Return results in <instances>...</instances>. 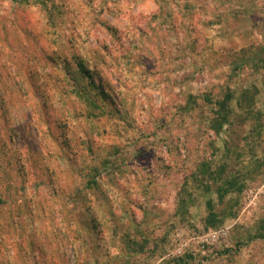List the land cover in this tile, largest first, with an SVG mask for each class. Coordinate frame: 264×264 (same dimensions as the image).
<instances>
[{
	"label": "rangeland",
	"instance_id": "obj_1",
	"mask_svg": "<svg viewBox=\"0 0 264 264\" xmlns=\"http://www.w3.org/2000/svg\"><path fill=\"white\" fill-rule=\"evenodd\" d=\"M0 264H264V0H0Z\"/></svg>",
	"mask_w": 264,
	"mask_h": 264
},
{
	"label": "built area",
	"instance_id": "obj_2",
	"mask_svg": "<svg viewBox=\"0 0 264 264\" xmlns=\"http://www.w3.org/2000/svg\"><path fill=\"white\" fill-rule=\"evenodd\" d=\"M227 231L225 229H219V230H209L207 233L203 234L201 236L202 241L201 242H206L209 243L210 240H215V238L218 237H223L225 236Z\"/></svg>",
	"mask_w": 264,
	"mask_h": 264
},
{
	"label": "trees",
	"instance_id": "obj_3",
	"mask_svg": "<svg viewBox=\"0 0 264 264\" xmlns=\"http://www.w3.org/2000/svg\"><path fill=\"white\" fill-rule=\"evenodd\" d=\"M226 100H227V101H230V99H229V95H228V96H226ZM226 116H228V115H223V119H225V118H226ZM223 119H222V120H223Z\"/></svg>",
	"mask_w": 264,
	"mask_h": 264
}]
</instances>
